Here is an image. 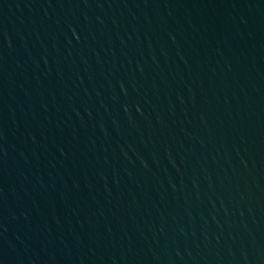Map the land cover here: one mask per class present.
Segmentation results:
<instances>
[{
	"label": "water",
	"instance_id": "1",
	"mask_svg": "<svg viewBox=\"0 0 264 264\" xmlns=\"http://www.w3.org/2000/svg\"><path fill=\"white\" fill-rule=\"evenodd\" d=\"M0 264H264V0H0Z\"/></svg>",
	"mask_w": 264,
	"mask_h": 264
}]
</instances>
